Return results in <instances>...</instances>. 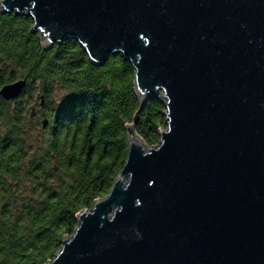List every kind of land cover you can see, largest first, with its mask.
<instances>
[{
    "label": "water",
    "instance_id": "obj_1",
    "mask_svg": "<svg viewBox=\"0 0 264 264\" xmlns=\"http://www.w3.org/2000/svg\"><path fill=\"white\" fill-rule=\"evenodd\" d=\"M0 13L30 19L44 50L74 40L96 67L119 55L139 110L165 108L156 146L137 114L125 126L110 190L45 264H264V0H0Z\"/></svg>",
    "mask_w": 264,
    "mask_h": 264
},
{
    "label": "trees",
    "instance_id": "obj_2",
    "mask_svg": "<svg viewBox=\"0 0 264 264\" xmlns=\"http://www.w3.org/2000/svg\"><path fill=\"white\" fill-rule=\"evenodd\" d=\"M30 26L22 15L0 14V86L12 71L37 83L44 101L43 118L30 119L23 103L0 99V264L55 256L77 213L110 190L126 159L125 126L136 114L147 146L165 129L160 101L139 110L127 61L116 55L93 66L74 40L44 50Z\"/></svg>",
    "mask_w": 264,
    "mask_h": 264
},
{
    "label": "flooded vegetation",
    "instance_id": "obj_3",
    "mask_svg": "<svg viewBox=\"0 0 264 264\" xmlns=\"http://www.w3.org/2000/svg\"><path fill=\"white\" fill-rule=\"evenodd\" d=\"M1 14V13H0ZM1 15H13V16H20L15 14H1ZM18 80H25V86L21 92V94L13 99L6 101L3 98L0 97V99H3V101L9 103L11 106H14L16 103H23L25 105V109L29 112V118L30 119H41L43 118V107H44V101L41 103V100L39 101L41 95L40 92L35 90V92L32 91L33 87L31 86L30 82L26 79L21 77L20 75L16 74L13 75L12 71L9 73V78L7 79V82H5L3 85L10 84L13 82H16ZM0 86V87H1ZM43 100V99H42Z\"/></svg>",
    "mask_w": 264,
    "mask_h": 264
},
{
    "label": "rangeland",
    "instance_id": "obj_4",
    "mask_svg": "<svg viewBox=\"0 0 264 264\" xmlns=\"http://www.w3.org/2000/svg\"><path fill=\"white\" fill-rule=\"evenodd\" d=\"M34 87L37 88V83H35V84L33 85V89H32L33 92H35V90H36ZM34 89H35V90H34Z\"/></svg>",
    "mask_w": 264,
    "mask_h": 264
}]
</instances>
